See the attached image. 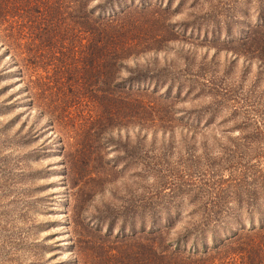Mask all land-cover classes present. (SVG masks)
<instances>
[{"label": "trees", "instance_id": "obj_1", "mask_svg": "<svg viewBox=\"0 0 264 264\" xmlns=\"http://www.w3.org/2000/svg\"><path fill=\"white\" fill-rule=\"evenodd\" d=\"M217 1L220 7L225 3L224 0ZM172 2L0 0V46L15 66L13 73L24 82L19 89L25 92V100L19 101L32 107L38 115L46 116L50 124L57 125L70 186L78 184L81 176L88 177L87 184L81 186L84 194H94L114 183L115 178L108 177L113 175L108 165L95 171V175L90 172V176H87L90 171L87 168L90 158L99 156L102 147L108 143L117 148L126 147V142L121 143L123 130L134 131L138 144L147 132L152 136L156 131L162 136L167 133V145H171L170 138L175 130L192 145L201 132L197 143L204 149V163L210 166L214 163V174L222 170L230 177L226 179L231 190L226 194L221 193L224 179L221 176L211 182L208 178L199 180L202 185L215 188L206 198L193 196L191 191L185 190L190 193L188 201H200L203 208L200 212H188L180 228H174L181 213L173 207L181 203L173 201V197L182 192L180 180L176 185V180L158 181L156 178L157 182L153 184L156 190L171 184L172 200L160 201L158 197L151 200L153 194L146 197L142 194L128 214H120L125 205L108 214L95 208L97 213L92 214V224L98 230L106 224L104 237L91 239L86 247L91 249L90 258L82 260L77 256L76 262L264 264V176L261 174L264 166L258 152L264 150V113L258 111L242 120L234 118L232 128L238 129L240 134L230 137L226 144L216 143L214 136L209 139L202 135L205 132L203 126L212 122L217 108L225 101L239 103L247 101L246 98L237 95L233 85L221 76L217 78L215 72L205 75L201 70L203 67L194 71L189 66L172 70L169 66L156 68L148 62H139V58H145L148 52L157 56L181 37L202 35L214 45L220 39L222 28L225 29L223 24L229 30L233 21L217 19L211 14L210 7L203 12L200 0H178L175 6ZM186 2L187 16L172 22L173 12L179 11ZM257 7V18L248 28L246 41L252 39L257 30L264 36V7ZM226 38L228 42L236 39L230 34ZM232 48L236 55L239 52L243 56L247 54L248 59L264 62V39L255 43L254 48L241 51L237 50L238 46ZM196 78H202L200 84ZM184 85L188 86L189 93L196 87L195 96L206 95L210 99L199 110L185 111L187 115L183 120L174 116L170 97L179 96ZM173 88L176 92L172 95ZM246 104L254 110L255 105ZM235 105L231 106L234 114L237 111ZM10 106L0 104V111L4 112ZM77 114L78 121L74 120ZM203 114L209 116L201 125ZM215 145L221 153L216 160H211V149ZM136 147L141 150L140 146ZM148 155L149 152L140 153L134 158L141 162L143 173L153 167L142 160ZM152 163L162 169L158 171L157 168V175L169 173L164 162L155 160ZM202 170L198 171L201 173ZM207 171H211L210 167ZM192 173L176 175L191 177ZM231 200L236 206H246L248 223L241 218L242 212L211 210L207 206L208 203L223 205ZM230 218L236 219V226L229 225ZM118 221L120 229L113 233ZM75 245L79 255L81 239L77 238Z\"/></svg>", "mask_w": 264, "mask_h": 264}, {"label": "rangeland", "instance_id": "obj_2", "mask_svg": "<svg viewBox=\"0 0 264 264\" xmlns=\"http://www.w3.org/2000/svg\"><path fill=\"white\" fill-rule=\"evenodd\" d=\"M224 1L220 7L217 0H200L203 12L210 7L211 14H215L217 19L222 22L223 19L233 21V26L229 30L223 24L222 27L225 29L222 28L217 43L211 45L209 39L202 35L183 39L181 37L172 41L157 56L148 52L145 58H139L140 63L148 62L152 66H157L156 68L169 66L173 70L189 66L194 71L203 67L201 70L205 75L210 76L215 72L217 78L221 76L233 85L237 95L246 98L247 101H240L241 103L225 101L223 106L217 108L212 122L208 126H203L205 132L202 135L209 139L214 136L213 141L222 144L228 143L230 137L234 138L240 134L238 129L232 128L234 118L242 120L258 111L260 114L264 113V62L248 59L246 53V56L239 52L236 55L233 51L235 48L231 50V46H238L239 51L254 48L255 43L264 39L260 30H257L252 34V39L245 40L249 26L251 27L257 18V6L264 7V0ZM177 2L178 0H173L172 6ZM187 6L186 2L179 11L173 12L170 20L177 22L184 19L187 16ZM227 34L235 36V41L228 42ZM14 68L10 56L0 46V104L11 105L4 112L0 111V264H82L80 261L76 262V257L82 260L90 258L91 249L86 247L89 246L91 239H96V236L104 237L107 227L104 224L101 230H98L92 224L94 221L92 214L97 213L95 208L99 207L103 213L108 214L123 209L122 206L125 205L126 208L120 214H128L142 194L144 197L153 194L151 200L157 197L160 201L172 200L173 186L167 184L164 189L156 190L153 184L157 180H176V185L179 180L181 182L179 188L182 192L173 197V201L181 202L175 204L177 207L173 205L181 213L174 228L182 226L188 212H200L203 208L200 201H188L190 193H186L185 190L191 191L193 196L203 198H206L209 192L213 194L215 191V188L212 189L207 184L202 185L200 179L208 178L211 182L219 176L224 177L221 193L230 192L231 187L227 185L226 179L230 178L227 171L219 170L214 174V163L213 166L204 163V149L197 143L201 132L197 134L198 139L192 145L180 137L178 130H175L174 136L170 138L171 145H167L169 141L167 133L162 136L161 132L156 131L152 136L147 132L141 136V144H138L134 131L123 130L121 143L126 142V147L117 148L113 143H108L102 147L99 156L90 158L87 168L90 170L87 176H90V172L91 175H95V171L108 165L113 174L108 177L115 178L114 183L105 189L100 188L101 191L94 194H84L81 190V186L88 182L86 176H81L78 184L70 186L65 174L66 165L57 125L50 124L46 116L38 115L32 107L21 103L25 100L26 94L19 88L24 82L18 80L19 76L12 71ZM196 79L197 84H200L202 78ZM6 84L9 85L2 89ZM203 87L205 90L208 89L206 86ZM187 89L188 86L184 85L179 96L170 97L177 119L184 120L187 115L185 111L195 108L199 110L209 103V96L194 95L196 87L191 88L190 93ZM175 92L173 88L171 94ZM246 102H250L252 107L255 105L254 110H251ZM234 104L237 106L235 114L231 112V106L234 107ZM208 116V114L201 116V125L206 122ZM224 118L226 121H222ZM74 120H79L78 114L74 116ZM64 129L65 127H62V130ZM136 146H140L141 150ZM211 150V160H216L221 151L217 145L212 146ZM145 152H149V155L143 156L142 160L153 167L143 173L141 162L134 161V158L135 155L139 156ZM258 152L261 165L264 166V150L259 149ZM151 154H155L153 159L150 158ZM253 156L251 159L254 160ZM155 160L164 162L169 173L162 172L157 175L158 166L152 163ZM209 167L211 171H207ZM202 168L200 173L198 170ZM161 170L158 168V171ZM185 172L194 173L191 177L188 175L180 178L176 175ZM261 174L264 176L263 169ZM167 203L169 202H165ZM207 206L211 210L230 209L229 211L242 212L241 218L248 223L245 205L236 206L231 200L223 205L208 203ZM230 219L229 225L236 226V219ZM119 229L118 221L113 233ZM128 229L129 225L126 227V230ZM77 238L81 239L82 244L79 255L75 245ZM208 241L210 242V239Z\"/></svg>", "mask_w": 264, "mask_h": 264}]
</instances>
